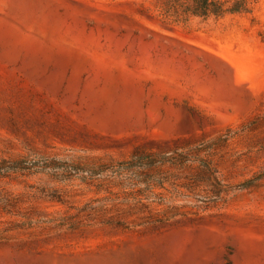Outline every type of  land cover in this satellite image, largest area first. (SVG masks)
Returning a JSON list of instances; mask_svg holds the SVG:
<instances>
[{"label":"rangeland","instance_id":"rangeland-1","mask_svg":"<svg viewBox=\"0 0 264 264\" xmlns=\"http://www.w3.org/2000/svg\"><path fill=\"white\" fill-rule=\"evenodd\" d=\"M163 1L0 0V264H264V0Z\"/></svg>","mask_w":264,"mask_h":264},{"label":"trees","instance_id":"trees-1","mask_svg":"<svg viewBox=\"0 0 264 264\" xmlns=\"http://www.w3.org/2000/svg\"><path fill=\"white\" fill-rule=\"evenodd\" d=\"M251 11V1L250 0H164L158 6L159 19L167 24H187L191 18H200L202 20H207L209 18H222L227 14L244 13ZM151 159L150 157H146ZM12 163L14 166L8 167L10 170H16L21 168L16 164ZM140 162L131 163V166H141ZM151 163V162H150ZM128 165V163H126ZM119 164V165H126ZM25 167L36 168L38 172L44 171H55L59 167L55 166L51 161H43L41 164L38 162H30L28 164H23ZM152 165V164H148ZM74 173H79V170L73 169ZM99 172H94L90 174L91 177H95ZM249 183V182H247Z\"/></svg>","mask_w":264,"mask_h":264},{"label":"bare ground","instance_id":"bare-ground-1","mask_svg":"<svg viewBox=\"0 0 264 264\" xmlns=\"http://www.w3.org/2000/svg\"><path fill=\"white\" fill-rule=\"evenodd\" d=\"M31 40H32V43L30 47H31L32 57H36L39 51L45 47H57L58 46L57 43L51 38L40 39V38L33 37Z\"/></svg>","mask_w":264,"mask_h":264}]
</instances>
